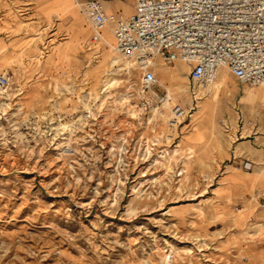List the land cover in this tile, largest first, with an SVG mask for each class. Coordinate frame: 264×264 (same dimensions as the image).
<instances>
[{
	"label": "rangeland",
	"instance_id": "obj_1",
	"mask_svg": "<svg viewBox=\"0 0 264 264\" xmlns=\"http://www.w3.org/2000/svg\"><path fill=\"white\" fill-rule=\"evenodd\" d=\"M85 1L0 0V264H264V192L213 189L246 133L264 135V92L226 68L207 90L155 57L187 110L170 128L136 63L112 61L111 29L92 43Z\"/></svg>",
	"mask_w": 264,
	"mask_h": 264
},
{
	"label": "built area",
	"instance_id": "obj_2",
	"mask_svg": "<svg viewBox=\"0 0 264 264\" xmlns=\"http://www.w3.org/2000/svg\"><path fill=\"white\" fill-rule=\"evenodd\" d=\"M81 5L92 24L91 40L99 41L111 25L118 50L135 60L142 87L159 102L167 90L153 70L155 57L189 63V77L203 86L223 68L242 83L264 84V0H136L129 15L107 12L99 0ZM7 82L0 75V85ZM171 103L168 126L176 128L187 110Z\"/></svg>",
	"mask_w": 264,
	"mask_h": 264
},
{
	"label": "crops",
	"instance_id": "obj_3",
	"mask_svg": "<svg viewBox=\"0 0 264 264\" xmlns=\"http://www.w3.org/2000/svg\"><path fill=\"white\" fill-rule=\"evenodd\" d=\"M40 1L42 2L43 0H40ZM99 1L103 4L104 9L107 12L123 13L124 15H129L135 9L136 0H99ZM77 16L78 15L76 13L69 15L70 18L71 17L76 18ZM69 17L68 15L65 16V18L67 19L65 24L71 27L74 24V21L72 19H69ZM105 27L111 29V25L109 24L106 25ZM90 37H91V32H90ZM114 40H115V37H114ZM92 43H97V42L92 41ZM154 68H155V71L164 70L158 67L157 65ZM224 71H228V70L225 69ZM236 80L240 87L251 85L247 83H242L237 78ZM215 83H216V80L210 87L207 88V90L214 88ZM163 84L165 85V83ZM253 86H256V87H252L251 89H248V92L250 91H254L256 93H259L261 91L264 92V85H262V87L260 84L253 85ZM159 88L160 90H162L161 87ZM250 95L257 96V94L255 93L254 94L251 93ZM257 131L258 130L255 129L253 126L250 132L246 133L245 139L242 140L240 144L242 148H241V153L239 154V158L234 159L233 161L228 163L227 171L221 176L220 182L217 185H215V187L213 188L214 194H215L216 188L220 184L221 185L225 184L227 186V189L223 192L222 197L215 196L217 200H224V201H230V200H235V199L243 200L245 198H249L251 194L264 192V135L257 134ZM206 143L204 145H206ZM241 162H248L250 164V168H247V167L241 168V169L238 168ZM229 212H230L229 214L231 215V218L233 221H239L245 215L244 210H240L239 212H233L229 210ZM260 229L261 230L264 229V224L262 225Z\"/></svg>",
	"mask_w": 264,
	"mask_h": 264
},
{
	"label": "bare ground",
	"instance_id": "obj_4",
	"mask_svg": "<svg viewBox=\"0 0 264 264\" xmlns=\"http://www.w3.org/2000/svg\"><path fill=\"white\" fill-rule=\"evenodd\" d=\"M85 17H86V19L88 20V22H89V24H90V30H91V33H92V24H91V21L87 18V16L85 15V13L84 12H81ZM108 25V24H107ZM105 27V26H104ZM103 29H106V28H103ZM102 29V30H103ZM111 29H112V31H113V35H114V30H113V27L111 26ZM103 32V31H102ZM101 32V38H100V40L99 41H102L103 40V33ZM109 35V34H108ZM110 36V35H109ZM106 37V36H105ZM115 37V36H114ZM97 43H95L96 45H98V41H96ZM113 48L116 50V55H114L113 54V56L111 57V59H112V61L113 62H116V63H118V64H120V62L124 65V66H126V67H130L131 65H134V62H135V60L133 59V58H129V57H126V56H124L119 50H118V48H117V46H116V38H115V45L113 46ZM113 51V50H112ZM111 54H112V52H111ZM156 62H157V58L156 59H153L152 60V63L154 64V66H153V70L155 71V66H156ZM136 63V62H135ZM137 65V64H136ZM138 66V65H137ZM227 70V69H226ZM169 73V76H172V77H178L179 75H180V73H179V70L178 69H173V70H168L167 71V74ZM219 75H220V73L218 74V76H217V78L219 77ZM216 78V79H217ZM215 79V80H216ZM215 80H213L209 85H207V88L208 87H210L213 83H214V81ZM221 81H222V84L223 85H225V86H227L228 85V80L226 79V78H223V79H221ZM162 83V82H161ZM163 84V83H162ZM164 85V84H163ZM261 85V84H260ZM164 87L166 88V90H167V96H166V99L164 100V101H162V102H159L158 101V103H160L161 105H163L164 107H166L167 108V110L170 108V105H171V102H173L174 100H173V97L171 96V94H170V92L168 91V89H167V87L164 85ZM185 90H186V88H187V85H185L184 87H183ZM142 90L144 91V93L145 94H148V95H150V96H154V97H156L151 91H146L143 87H142ZM146 96V95H145ZM156 99H157V97H156ZM158 100V99H157ZM207 101V100H206ZM209 102V101H208ZM210 103H212V102H210ZM187 104V103H186ZM210 106V105H209ZM208 108V107H207ZM214 109H215V106L213 107ZM155 109L156 110H159V108L156 106L155 107ZM203 111H205V105H202V106H199V108H198V110H196V113L198 112V113H200V112H203ZM211 111V110H210ZM210 114V113H209ZM197 115V114H196ZM209 117H210V115H208ZM205 119V118H204ZM205 122H201V125H202V128L204 129L205 127L204 126H206L205 124H204ZM210 123H211V126L214 128V118L212 117L211 118V121H210ZM207 124V123H206ZM195 125V124H194ZM208 126V125H207ZM211 128V127H210ZM213 128H211V130H213ZM200 129V128H199ZM202 130V129H201ZM207 130H205V132H206ZM205 132H204V134H205ZM194 135H195V133H194ZM198 135V134H197ZM196 135V136H197ZM206 135V134H205ZM211 135H213V132H211ZM203 137V136H202ZM209 138V137H208ZM187 140V139H186ZM208 141V140H207ZM197 142V141H196ZM201 142V141H200ZM201 145V144H200ZM184 146H186V145H184ZM200 147H203V146H200ZM182 148V147H181ZM197 150V149H196ZM191 152V151H190ZM195 152V151H194ZM192 159V157H190V156H188L187 158H185L184 159V163L186 164V163H188L190 160Z\"/></svg>",
	"mask_w": 264,
	"mask_h": 264
}]
</instances>
